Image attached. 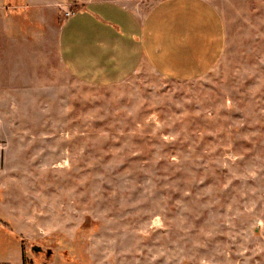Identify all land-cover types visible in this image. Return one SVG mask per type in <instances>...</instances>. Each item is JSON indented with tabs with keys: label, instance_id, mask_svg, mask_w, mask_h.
Returning a JSON list of instances; mask_svg holds the SVG:
<instances>
[{
	"label": "rangeland",
	"instance_id": "rangeland-1",
	"mask_svg": "<svg viewBox=\"0 0 264 264\" xmlns=\"http://www.w3.org/2000/svg\"><path fill=\"white\" fill-rule=\"evenodd\" d=\"M25 1L39 40L0 54V264H264V0H211L208 75L107 87L58 57L86 0Z\"/></svg>",
	"mask_w": 264,
	"mask_h": 264
},
{
	"label": "crops",
	"instance_id": "crops-1",
	"mask_svg": "<svg viewBox=\"0 0 264 264\" xmlns=\"http://www.w3.org/2000/svg\"><path fill=\"white\" fill-rule=\"evenodd\" d=\"M11 4L0 0L1 58L12 54V41L23 46L39 40L33 24L24 31L16 22L28 14L31 3ZM85 4L64 19L57 40L61 63L82 84L117 85L146 67L170 79L199 78L211 73L225 55L224 18L211 0ZM3 158L0 149V169Z\"/></svg>",
	"mask_w": 264,
	"mask_h": 264
},
{
	"label": "flooded vegetation",
	"instance_id": "flooded-vegetation-1",
	"mask_svg": "<svg viewBox=\"0 0 264 264\" xmlns=\"http://www.w3.org/2000/svg\"><path fill=\"white\" fill-rule=\"evenodd\" d=\"M36 247V246H35ZM35 247H34V249H35ZM41 248V247H40ZM43 249L41 248V249H35L34 251H37V252H41ZM49 253H51V251H49Z\"/></svg>",
	"mask_w": 264,
	"mask_h": 264
},
{
	"label": "water",
	"instance_id": "water-1",
	"mask_svg": "<svg viewBox=\"0 0 264 264\" xmlns=\"http://www.w3.org/2000/svg\"><path fill=\"white\" fill-rule=\"evenodd\" d=\"M35 249H37V250H38V249H41V248H40V247H38V246H36V247H35ZM50 251H51V250H50Z\"/></svg>",
	"mask_w": 264,
	"mask_h": 264
},
{
	"label": "trees",
	"instance_id": "trees-1",
	"mask_svg": "<svg viewBox=\"0 0 264 264\" xmlns=\"http://www.w3.org/2000/svg\"><path fill=\"white\" fill-rule=\"evenodd\" d=\"M34 250V249H33Z\"/></svg>",
	"mask_w": 264,
	"mask_h": 264
}]
</instances>
